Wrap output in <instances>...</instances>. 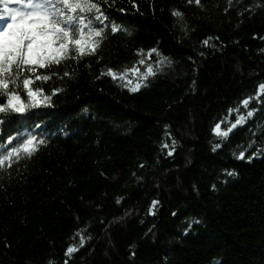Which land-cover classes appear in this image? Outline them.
I'll list each match as a JSON object with an SVG mask.
<instances>
[{"label": "trees", "instance_id": "trees-1", "mask_svg": "<svg viewBox=\"0 0 264 264\" xmlns=\"http://www.w3.org/2000/svg\"><path fill=\"white\" fill-rule=\"evenodd\" d=\"M94 2L97 51L0 113V159L44 141L0 166V264H264V0Z\"/></svg>", "mask_w": 264, "mask_h": 264}, {"label": "snow or ice", "instance_id": "snow-or-ice-1", "mask_svg": "<svg viewBox=\"0 0 264 264\" xmlns=\"http://www.w3.org/2000/svg\"><path fill=\"white\" fill-rule=\"evenodd\" d=\"M189 2L191 3L192 0ZM195 3L200 4V0H195ZM17 4L18 6H8L5 3L6 15L4 11H0V22L4 23V27L0 28V95L7 96V103L0 104V113L10 111L23 113L26 107H36L42 102H48L49 97H44L43 100L39 98L42 90L33 91L31 86L34 80L29 78L28 74L34 75L40 68L59 65L61 61L70 59L73 55L79 59L83 55L94 54L102 42L104 30L95 28L93 20L102 24L103 20L107 19L94 0H17ZM175 15L180 17L182 13L176 11ZM119 29L120 26L114 24L111 31L116 33ZM204 44H208V40H205ZM155 51L156 49H152L149 57ZM167 59L165 57L161 60V65ZM140 63L144 64V60L141 59ZM105 75L111 76L114 80H124L127 71L118 76L109 69ZM154 75H156L155 70L149 66L147 72L142 74V78L147 80L149 76ZM36 79L49 80L51 77L37 76ZM21 81L31 101L28 105L17 91L8 90L9 84H14L16 89L21 88ZM131 84L132 81L129 80L124 87ZM142 86L146 85L136 83L130 90L138 92ZM260 87L261 92H264V85ZM248 103L249 100H244V107H247ZM247 115L250 117L253 113L249 111ZM244 122L245 117L240 116L227 131H222L220 124H217L214 132L218 136L227 137L233 128ZM14 139L10 137L9 144ZM43 143V140L38 142V144ZM38 144L36 138L30 136L0 159V166L11 167L13 158L19 159L22 154L30 157L38 151ZM0 147L4 146L0 145ZM239 158L244 159L243 152L240 153ZM155 203L157 202H154L153 207ZM81 241L83 243V237ZM76 250L70 247L67 252L71 255Z\"/></svg>", "mask_w": 264, "mask_h": 264}]
</instances>
